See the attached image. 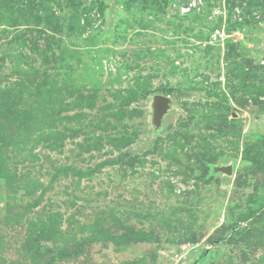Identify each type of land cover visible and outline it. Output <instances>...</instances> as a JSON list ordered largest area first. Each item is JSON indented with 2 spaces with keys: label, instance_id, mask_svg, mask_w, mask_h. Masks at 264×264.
Here are the masks:
<instances>
[{
  "label": "rangeland",
  "instance_id": "1",
  "mask_svg": "<svg viewBox=\"0 0 264 264\" xmlns=\"http://www.w3.org/2000/svg\"><path fill=\"white\" fill-rule=\"evenodd\" d=\"M0 264H264V0H0Z\"/></svg>",
  "mask_w": 264,
  "mask_h": 264
},
{
  "label": "water",
  "instance_id": "2",
  "mask_svg": "<svg viewBox=\"0 0 264 264\" xmlns=\"http://www.w3.org/2000/svg\"><path fill=\"white\" fill-rule=\"evenodd\" d=\"M167 103H168V99L166 97L160 96V95L157 96L156 108H155L156 117H160V115H162L164 112H166ZM228 170L230 171L229 168H228Z\"/></svg>",
  "mask_w": 264,
  "mask_h": 264
}]
</instances>
